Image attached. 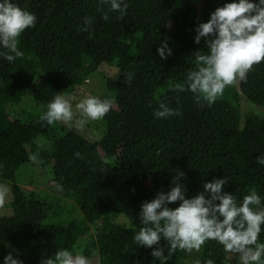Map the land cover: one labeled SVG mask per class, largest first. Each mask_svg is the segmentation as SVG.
I'll use <instances>...</instances> for the list:
<instances>
[{
    "label": "trees",
    "instance_id": "obj_1",
    "mask_svg": "<svg viewBox=\"0 0 264 264\" xmlns=\"http://www.w3.org/2000/svg\"><path fill=\"white\" fill-rule=\"evenodd\" d=\"M13 2L33 12L37 22L19 37L22 57L8 62L0 55V183L10 184L13 195L12 215L0 218V261L11 252L24 264H41L67 248L98 264H162L133 237L143 226L140 205L167 192L178 171L188 197L203 191L204 183L225 178L222 191L238 202L252 189L264 200V164L258 162L264 157V117L242 115L233 85L264 109V59L227 85L210 107L177 88L195 70L193 54L207 51L204 38L194 43L195 28L231 0H126L123 17L107 5L98 11V0ZM85 17L93 22L81 31ZM164 40L172 49L167 59L156 52ZM103 64L118 74L106 78L107 95L98 96L114 103L94 120L103 128L96 142L64 128L63 121L40 120L55 95H73ZM30 92L33 106L31 100L29 107L21 106ZM160 102L179 107L181 114L155 118ZM39 137L53 142L49 153L35 144ZM32 161L52 167L50 184L75 204L82 219H62L56 203L16 183L17 171ZM120 216L126 225L113 221ZM258 242H264V226ZM166 243L161 240L160 246ZM206 259L238 264L236 255L214 240L198 251L176 249L166 264Z\"/></svg>",
    "mask_w": 264,
    "mask_h": 264
},
{
    "label": "clouds",
    "instance_id": "obj_2",
    "mask_svg": "<svg viewBox=\"0 0 264 264\" xmlns=\"http://www.w3.org/2000/svg\"><path fill=\"white\" fill-rule=\"evenodd\" d=\"M102 9L126 14V0H98ZM102 19H109L104 12ZM36 15L22 8L13 0H0V55L8 62L15 61L24 53L19 50V37L35 26ZM93 18L85 17L81 31H88ZM194 43L199 45L204 38L207 51H196L195 70L187 73L184 82L177 85L179 91L193 94L194 100L209 107L223 94L225 87L235 78H245L254 64L264 59V0H231L210 13L207 22L195 28ZM156 52L161 59L172 55L167 40L161 41ZM132 74L128 75L130 81ZM114 101L89 96L75 105L82 117L89 120L102 119L112 108ZM42 112L41 121L51 125L57 121L73 120V106L63 95L57 94ZM180 109L167 102L158 103L153 115L167 119L180 115ZM81 126L84 119L77 121ZM78 158L80 153L75 154ZM35 160L36 156L33 155ZM264 164V157H258ZM184 176H173L167 192H157L151 201L140 205L139 220L142 227L134 234L137 245L151 249V256L166 264L176 249L191 252L200 250L208 240L223 246L226 253L236 255L238 264H264V242H258L264 226V200L255 189L238 202L236 196L224 192L225 178H214L203 184V191L188 197L184 186L178 181ZM5 194L0 190V197ZM177 204L176 207L169 205ZM166 246H160V241ZM156 246V247H153ZM167 251V255H165ZM0 264H24L9 252ZM41 264H89V259L79 252L61 248L53 255L44 257ZM197 264H200L198 261ZM203 264H216L206 259Z\"/></svg>",
    "mask_w": 264,
    "mask_h": 264
},
{
    "label": "rangeland",
    "instance_id": "obj_3",
    "mask_svg": "<svg viewBox=\"0 0 264 264\" xmlns=\"http://www.w3.org/2000/svg\"><path fill=\"white\" fill-rule=\"evenodd\" d=\"M118 74V70L114 67H109L106 64L101 65L99 71L94 75H91L85 84L78 88L73 95L65 97L73 106V120L63 121L62 126L64 128L75 129L76 131L85 134L88 138L93 141H97L102 134L103 128L99 122L94 120H89L86 117H82L80 112L75 108V105L89 96H103L107 95L106 91V78H112ZM234 87L239 92L240 108L242 115L246 113H254L259 116L264 117V109L252 105L246 98L240 93L238 85L233 84ZM33 106L32 95L27 93V95L22 98L23 107H27L30 104ZM29 107V106H28ZM84 119L85 123L81 126L77 123L78 120ZM35 144L39 146L40 149L46 153L53 149V142L51 140H45L41 137L37 138ZM53 179L52 167H41L38 163L32 161L29 164L23 165L16 173V183L23 189L33 190L38 195L48 198L50 202H54L58 205L59 215L64 220H69L71 218H76L80 216L83 218L82 214L77 210L75 204L67 199L62 198L50 184V180ZM0 190H4L5 194L0 197V218L9 217L12 215V210L10 208L11 202L13 200V195L11 191L10 184L0 183ZM116 224L126 225L127 221L123 216H120L113 220ZM89 259V264H98L97 258L87 257ZM194 264V263H192Z\"/></svg>",
    "mask_w": 264,
    "mask_h": 264
}]
</instances>
